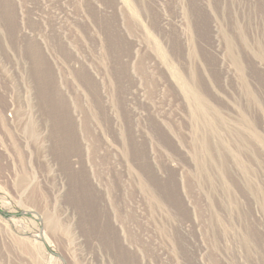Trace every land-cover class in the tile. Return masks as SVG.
Returning a JSON list of instances; mask_svg holds the SVG:
<instances>
[{
	"label": "rangeland",
	"instance_id": "obj_1",
	"mask_svg": "<svg viewBox=\"0 0 264 264\" xmlns=\"http://www.w3.org/2000/svg\"><path fill=\"white\" fill-rule=\"evenodd\" d=\"M0 59V264H264V0H0Z\"/></svg>",
	"mask_w": 264,
	"mask_h": 264
},
{
	"label": "built area",
	"instance_id": "obj_2",
	"mask_svg": "<svg viewBox=\"0 0 264 264\" xmlns=\"http://www.w3.org/2000/svg\"><path fill=\"white\" fill-rule=\"evenodd\" d=\"M3 59H0V61H2ZM3 61H6L5 59L3 60ZM7 68H8V66H7ZM7 68H5V71L6 72H8V73H10L13 69H11V67H10V70H8Z\"/></svg>",
	"mask_w": 264,
	"mask_h": 264
},
{
	"label": "bare ground",
	"instance_id": "obj_3",
	"mask_svg": "<svg viewBox=\"0 0 264 264\" xmlns=\"http://www.w3.org/2000/svg\"><path fill=\"white\" fill-rule=\"evenodd\" d=\"M8 116V118H10L11 116L10 115H7Z\"/></svg>",
	"mask_w": 264,
	"mask_h": 264
}]
</instances>
